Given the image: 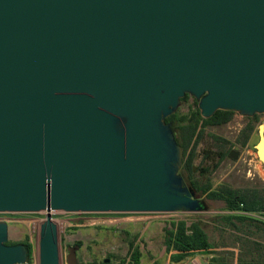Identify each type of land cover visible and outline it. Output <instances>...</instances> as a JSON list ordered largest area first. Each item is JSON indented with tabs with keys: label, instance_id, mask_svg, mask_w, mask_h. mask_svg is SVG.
I'll use <instances>...</instances> for the list:
<instances>
[{
	"label": "water",
	"instance_id": "1",
	"mask_svg": "<svg viewBox=\"0 0 264 264\" xmlns=\"http://www.w3.org/2000/svg\"><path fill=\"white\" fill-rule=\"evenodd\" d=\"M186 95L264 114V0H0V214L46 212L40 264L54 213L206 211L166 122ZM8 241L0 222V264H27Z\"/></svg>",
	"mask_w": 264,
	"mask_h": 264
},
{
	"label": "rangeland",
	"instance_id": "2",
	"mask_svg": "<svg viewBox=\"0 0 264 264\" xmlns=\"http://www.w3.org/2000/svg\"><path fill=\"white\" fill-rule=\"evenodd\" d=\"M198 101L189 97L176 112L178 119L190 117ZM264 114L244 117L235 113L220 126L200 127L201 135L188 153L192 155L194 179L211 183L213 190L232 188L255 190L264 196V163L258 158L259 127ZM251 137L246 141L249 128ZM235 152L238 159L231 158ZM208 210L198 214H67L54 213L58 225L61 264H136L133 254H141L139 264L170 263L165 245L166 230L174 221L200 223L213 246L211 252H198L180 264H264V213L241 212L252 220L233 222L223 219L232 213L223 201L207 200ZM46 212L39 214H0L9 225L10 244L33 245L32 260L40 264V230ZM133 246V249H132ZM212 256V257H211Z\"/></svg>",
	"mask_w": 264,
	"mask_h": 264
},
{
	"label": "trees",
	"instance_id": "3",
	"mask_svg": "<svg viewBox=\"0 0 264 264\" xmlns=\"http://www.w3.org/2000/svg\"><path fill=\"white\" fill-rule=\"evenodd\" d=\"M190 96L186 95L182 101L188 100ZM234 112L217 111L210 119H204L201 116L200 109L197 108L190 115L184 116L178 119L177 113L170 116L166 122L172 124V128L178 144L183 149V166L180 170V174L183 176L186 184L192 189L197 198L202 199L206 196L207 200L223 201L226 204V210L232 214L224 216L226 221L233 222L234 220L246 222L252 220L250 216L242 215L241 212L248 213H264V196L255 190H239L232 188H221L213 190L211 183L203 184L194 179V167L192 164V155L188 153L189 148L201 135L199 128L207 126H220L227 124L231 121ZM249 133L246 137L248 141L253 132V128H249ZM203 200V199H202ZM208 210V204L203 200ZM17 245L19 243L10 244ZM29 250V261L33 256V245L30 243H24ZM165 245L167 252L170 254L171 264H180L187 260L191 255L198 252H209L213 250L212 243L209 235L200 223L188 224L186 220L174 221L171 223V227L166 230ZM133 249V246H132ZM136 264H139L141 254L138 250L132 256ZM153 264H162L159 261H155Z\"/></svg>",
	"mask_w": 264,
	"mask_h": 264
},
{
	"label": "built area",
	"instance_id": "4",
	"mask_svg": "<svg viewBox=\"0 0 264 264\" xmlns=\"http://www.w3.org/2000/svg\"><path fill=\"white\" fill-rule=\"evenodd\" d=\"M192 264H201V263L194 261V262H192ZM205 264H210V263H205Z\"/></svg>",
	"mask_w": 264,
	"mask_h": 264
},
{
	"label": "crops",
	"instance_id": "5",
	"mask_svg": "<svg viewBox=\"0 0 264 264\" xmlns=\"http://www.w3.org/2000/svg\"><path fill=\"white\" fill-rule=\"evenodd\" d=\"M213 250H214V249H213ZM213 250H211V251H213ZM211 251H209V252H211ZM211 257H212V256H211ZM192 261L194 262V261H197V260H196V259H194V260H192Z\"/></svg>",
	"mask_w": 264,
	"mask_h": 264
},
{
	"label": "bare ground",
	"instance_id": "6",
	"mask_svg": "<svg viewBox=\"0 0 264 264\" xmlns=\"http://www.w3.org/2000/svg\"><path fill=\"white\" fill-rule=\"evenodd\" d=\"M261 148H262V152H264V148L261 146Z\"/></svg>",
	"mask_w": 264,
	"mask_h": 264
}]
</instances>
